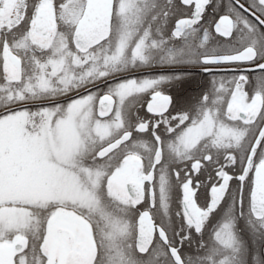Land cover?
<instances>
[{"label":"snow or ice","instance_id":"snow-or-ice-1","mask_svg":"<svg viewBox=\"0 0 264 264\" xmlns=\"http://www.w3.org/2000/svg\"><path fill=\"white\" fill-rule=\"evenodd\" d=\"M0 264H264V0H0Z\"/></svg>","mask_w":264,"mask_h":264},{"label":"flooded vegetation","instance_id":"flooded-vegetation-1","mask_svg":"<svg viewBox=\"0 0 264 264\" xmlns=\"http://www.w3.org/2000/svg\"><path fill=\"white\" fill-rule=\"evenodd\" d=\"M194 86H195V85H193V87H194ZM145 111H146V108H145L144 110L141 111V114L143 115Z\"/></svg>","mask_w":264,"mask_h":264}]
</instances>
